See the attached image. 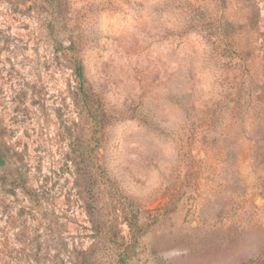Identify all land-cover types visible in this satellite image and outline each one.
Instances as JSON below:
<instances>
[{"label": "rangeland", "instance_id": "obj_1", "mask_svg": "<svg viewBox=\"0 0 264 264\" xmlns=\"http://www.w3.org/2000/svg\"><path fill=\"white\" fill-rule=\"evenodd\" d=\"M0 264H264V0H0Z\"/></svg>", "mask_w": 264, "mask_h": 264}, {"label": "trees", "instance_id": "obj_2", "mask_svg": "<svg viewBox=\"0 0 264 264\" xmlns=\"http://www.w3.org/2000/svg\"><path fill=\"white\" fill-rule=\"evenodd\" d=\"M79 69H80V67L78 66V67H77V70H79Z\"/></svg>", "mask_w": 264, "mask_h": 264}]
</instances>
